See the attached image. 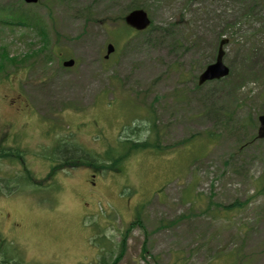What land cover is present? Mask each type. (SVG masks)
Instances as JSON below:
<instances>
[{"label": "rangeland", "instance_id": "rangeland-1", "mask_svg": "<svg viewBox=\"0 0 264 264\" xmlns=\"http://www.w3.org/2000/svg\"><path fill=\"white\" fill-rule=\"evenodd\" d=\"M263 2L0 0L42 18L50 43L29 70L0 67V144L25 147L22 178L17 159L0 161L13 188L4 194L0 180L5 251L22 264H110L126 236L117 264H264V141L251 140L264 114ZM135 4L154 25L132 34L117 17ZM223 38L230 75L196 87ZM40 46L34 30L0 27V51ZM60 53L77 64L63 68ZM121 137L167 149H137L120 170L64 169L42 186L26 179L25 162L46 176L57 139L68 141L62 154L81 148L92 160L127 151Z\"/></svg>", "mask_w": 264, "mask_h": 264}, {"label": "water", "instance_id": "water-1", "mask_svg": "<svg viewBox=\"0 0 264 264\" xmlns=\"http://www.w3.org/2000/svg\"><path fill=\"white\" fill-rule=\"evenodd\" d=\"M27 3H35L39 0H25ZM126 21L131 26L135 27L138 30H143L150 24V18L148 17L147 12L144 9H135L131 11L126 16ZM228 40H222L219 48V52L217 55V59L214 63L210 64L205 71L200 75L199 83L202 84L203 82L211 79H219L223 76H226L229 73V68L223 62L224 50L223 46L227 43ZM113 50V46L109 45L108 52ZM74 61H68L66 65H73ZM261 126L259 128V137L264 138V115L259 117Z\"/></svg>", "mask_w": 264, "mask_h": 264}, {"label": "trees", "instance_id": "trees-1", "mask_svg": "<svg viewBox=\"0 0 264 264\" xmlns=\"http://www.w3.org/2000/svg\"><path fill=\"white\" fill-rule=\"evenodd\" d=\"M264 4V2H263ZM137 5V4H135ZM137 7H142L141 5H137ZM28 11H23L21 9L19 10H15L13 8H10L8 10V17L10 19V23H23L24 21H26L25 19H28V20H31L34 19L33 16L29 13H27ZM8 57V56H7ZM10 60L12 61H17L16 58H9ZM130 141V140H128ZM156 142H151L149 140H144V141H136V142H131L130 141V145L128 147V150L119 154L116 158H114L112 160V163L111 164H106L105 162H102L101 164H96L95 161L93 162H87V161H83V160H77L75 159L74 162H75V165L77 166H80V165H85V164H88L90 166H96V168L98 169H111L113 166H114V169H117L119 170L120 169V164L123 162V160L125 158H127L133 151L137 150V149H147L149 148L150 146L152 147H157L155 146ZM124 245H125V237L123 238L122 242H121V249L117 255V257L113 260L112 264H116L117 261L122 257L123 253H124ZM144 251H146V247H144Z\"/></svg>", "mask_w": 264, "mask_h": 264}]
</instances>
